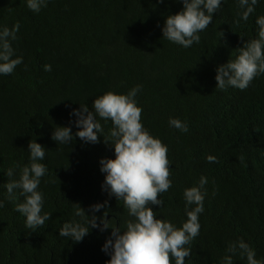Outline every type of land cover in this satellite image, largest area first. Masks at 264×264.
<instances>
[{
    "label": "trees",
    "instance_id": "16d2710c",
    "mask_svg": "<svg viewBox=\"0 0 264 264\" xmlns=\"http://www.w3.org/2000/svg\"><path fill=\"white\" fill-rule=\"evenodd\" d=\"M255 8L247 22L236 25L237 0H222L200 42L184 48L162 33L167 16L183 9L178 0H49L39 13L26 0H0V27L20 25L12 46L22 57L12 74L0 75V264L110 259L102 247L111 229H91L79 243L59 230L64 223H83L73 203L91 215L90 206L105 201L107 207L95 215L107 211L111 224L124 230L129 217L123 202L102 188L100 160L114 159V148L102 135L99 143L75 137L68 145L51 136L57 126L78 131L72 112L80 104L94 111L93 101L105 92L127 94L137 85L142 123L168 147L171 161L172 187L160 195L162 207L151 205L157 218L181 227L187 220L184 190L197 186L201 176L207 179L200 232L185 264H223L228 243L239 239L264 262V74L246 90H219L215 80L218 66L257 37L255 20L264 15V0ZM45 64L52 70L45 71ZM170 118L186 123L188 132L171 127ZM97 119L107 135L111 121ZM31 140L46 149L40 163L47 174L38 190L44 194L41 214L51 213L36 231L26 229V217L15 211L24 197L17 190L18 199L10 201L5 187L10 167L30 163ZM15 171L18 178L20 168ZM233 264L247 261L236 255Z\"/></svg>",
    "mask_w": 264,
    "mask_h": 264
},
{
    "label": "clouds",
    "instance_id": "9594fccd",
    "mask_svg": "<svg viewBox=\"0 0 264 264\" xmlns=\"http://www.w3.org/2000/svg\"><path fill=\"white\" fill-rule=\"evenodd\" d=\"M49 0H26L29 10L39 13L47 7ZM164 2V0H159ZM183 9L174 15L167 16L162 28L163 38L184 48L199 43V33L205 31L213 22V14L220 7L222 0H178ZM258 0H237L236 25L247 22L256 11ZM257 37L248 39L242 47L236 49L235 59H230L218 66L215 80L216 89L227 90L233 87L246 90L251 82L264 74V15L256 18ZM20 25L17 23L11 29L0 27V75H10L22 63V57L15 56L12 42L17 40ZM224 33L221 32V37ZM243 39V37H241ZM15 57V58H14ZM45 71H51V65H44ZM142 86L133 87L127 94H117L107 91L93 101L90 111L87 104H80L72 115L77 117L75 125L78 131L73 134L68 126H57L51 139L58 144L68 145L75 137L85 143H99L102 135L104 143L114 148L115 158H102L100 171L106 173L102 188L110 197L123 202L129 219L125 221L124 230L113 226L107 219L108 212L102 216L95 215L103 204L91 205L89 215L79 203L74 204V215L82 218L83 223H64L59 230L62 237L71 238L74 243L81 242L91 229L99 228L101 232L111 229L102 251L110 256L106 264H185L191 256L192 244L200 232L199 215L204 211L205 193L202 191L207 183L201 176L199 184L186 188L183 192L187 220L177 227L171 221L158 219L151 205L163 206L159 197L172 187L171 161L168 158V147L149 133L142 123V107L138 106L136 96ZM97 116L105 121H111L113 127L107 135ZM169 125L182 132H188V125L179 119L170 118ZM30 163L21 167H10L5 184L8 199L15 201L19 196L23 202L16 203L15 211L26 217L25 227L36 231L45 226L51 218V213H42L44 194L39 191L41 178L47 174V167L40 163L46 154V149L36 141H30ZM209 162H216V157L209 155ZM16 168H20L18 178ZM4 202L0 200V208ZM99 221V223L97 222ZM223 256V264H233V257L239 255L246 258L247 264H264L256 258L253 248L243 239L229 242Z\"/></svg>",
    "mask_w": 264,
    "mask_h": 264
}]
</instances>
